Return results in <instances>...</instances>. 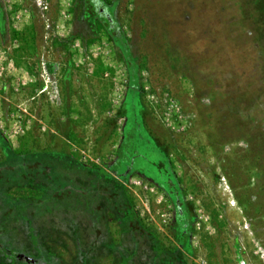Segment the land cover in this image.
I'll return each instance as SVG.
<instances>
[{"label": "rangeland", "instance_id": "1", "mask_svg": "<svg viewBox=\"0 0 264 264\" xmlns=\"http://www.w3.org/2000/svg\"><path fill=\"white\" fill-rule=\"evenodd\" d=\"M255 1L0 0V165L68 151L109 179L95 221L79 217L87 207L61 217L78 225L75 237L60 233L59 216L56 234L37 218V248L51 263L264 264ZM4 211L0 203V228L17 231ZM99 219L105 233L89 230ZM17 232L1 241L35 255L28 224ZM3 249L0 264H11ZM28 257L16 263L36 264Z\"/></svg>", "mask_w": 264, "mask_h": 264}, {"label": "flooded vegetation", "instance_id": "2", "mask_svg": "<svg viewBox=\"0 0 264 264\" xmlns=\"http://www.w3.org/2000/svg\"><path fill=\"white\" fill-rule=\"evenodd\" d=\"M27 1L29 2L32 0H27ZM57 69L59 70V68ZM52 76H50L51 86L52 85L58 86V83L60 81L59 82L56 81L55 78ZM61 80H62V76H61ZM46 90H43V93ZM55 100H57L56 97H55ZM62 154L64 155L63 158L59 159L62 161L70 157V155L75 159L77 157V156H73L68 151H64ZM78 159L79 161L82 162L80 158H77V160ZM27 163L30 168L29 180L19 183L18 187L19 188L21 187L22 189H26V190H33V191L26 193V197L23 201H16V203H14V204L19 205L21 209L18 210L14 208L10 203L5 204L4 202H1V201L0 203L4 204L5 206L4 212L13 213V215L11 214L12 215L11 218H12V224L16 225V228L14 230L17 229V231H19V224H24V223L28 224L27 235H28V238L32 241L33 239L37 240V232L35 228L36 226L34 225L37 222H40L37 218L44 219L43 229L45 233H51V234L55 233L56 234L58 232L57 231L58 227H56V225L52 221V219L54 218V214H55L59 216V218L61 219V221L64 223L66 227L65 230L60 229L61 231L60 233L69 234L70 232V234L74 235L75 237V232L79 231L78 225L76 224L74 225V223L70 221L75 226L74 227L73 225L70 224L68 220H63L62 218L67 219L73 213L80 214V213H77L80 207H83V208L87 207V212L85 214L82 213L83 216L80 215L79 217H81L83 220H87L89 217L94 220V218H92L91 215L96 214V216H99L101 213L100 210L98 211V209L97 210L95 209L96 207H98L97 202L101 199V197L106 198L105 201L106 200L109 201L108 198L109 196H111V193L104 191L101 188L100 180H97L96 176L94 175L92 176L91 174L86 175L84 170L80 171V169L78 168L75 169L76 171L74 172L76 173L73 174V176H71V180H69V179H62V177L59 178L57 174H53L51 170L53 167L52 164L49 165L48 167L47 165L39 161L27 162ZM46 169L48 171L46 172L44 176L43 171L45 172ZM66 170L71 172V170L73 169L66 167ZM57 172H59V168H57ZM56 179L60 181V183H54V180ZM36 180L38 181L40 180V184L38 186L41 188H37L32 185V183L33 182L35 183ZM86 181L88 183H86ZM102 191H104V193ZM55 192H58L57 194L59 196H53L52 193H55ZM46 196H49V197L52 196L53 198L47 199L45 198ZM38 197L39 199H37ZM53 208H58V209L53 210ZM49 219H51V222L49 221ZM4 221L5 220L3 219V224H4ZM93 225H95V228L91 227V229L89 228V230H93L95 232L98 230L99 234L102 231H103L102 233L106 232V227H105L106 224L104 223V221H101L100 219L98 220V223H95L92 221V226ZM6 228L7 227L5 226V224L2 225L0 228V246L4 248L3 255H7L10 257L11 264H17L16 261L18 260L16 259V256H20L22 259H26L25 258L26 256H30L28 258L33 259L34 263L36 264H54L48 260V257H47L48 254H45L44 250L37 248V246H35L34 243L33 245L35 246L34 247L35 255H26L22 252H17V251L7 248L5 244L1 241L3 238H5V235H4L5 231L7 232L8 236H11V235L15 236L17 233L19 234V232L13 231L12 233V231H9V229H6ZM76 229L77 231H75ZM22 256H25V257L23 258ZM52 258L53 257H51V259ZM59 263L60 262L58 261L57 264Z\"/></svg>", "mask_w": 264, "mask_h": 264}, {"label": "trees", "instance_id": "3", "mask_svg": "<svg viewBox=\"0 0 264 264\" xmlns=\"http://www.w3.org/2000/svg\"><path fill=\"white\" fill-rule=\"evenodd\" d=\"M255 2L257 4L254 3V6H258V10L261 13V14L259 13L260 18H262L264 20V0H256ZM23 159L24 158L16 157V155H15V156H12L10 159H8V161H7L8 163H6V164L3 163L0 165V201L4 202L5 204L10 203L14 208H16L18 210L21 209V207L17 204H14V203H16V201H23L26 197V193L33 191V190H26V189L21 188V191H19L17 193H10L9 192L11 188L14 189V188L18 187L19 183H22L26 180H29L30 168L28 166L27 161L23 160ZM41 159L42 160H40V161L38 160V161L42 162L43 164L47 165L48 167H49V165L52 164L53 167L51 170H52L53 174H57V176L59 178L62 177V179L71 180V176H73V174L76 173V172H74V171H76L75 169L78 168V169H80V171L84 170L86 175L91 174L92 176L93 175L96 176V179L100 180V185L103 182L102 178L109 180L108 176L106 174H104V172L101 169H99V167H95L94 165L90 166L89 164H85L81 161H77V159L73 158L71 155H70V157L64 159L63 161L59 160L60 158L54 159L52 156H48L47 154H46V156H44V158H41ZM28 162H34V161L31 159H28ZM54 162L55 163L56 162L61 163V165L65 168V170H66V167L72 168L73 170H71V172L66 170L67 176H64L65 174L57 172L58 167L55 164H53ZM8 166L13 167L14 170L7 171L8 169H6V168H8ZM47 171H48L47 169L45 170V172L43 171L44 176H45ZM10 180L15 181V182L19 180L20 182L18 181L19 182L18 184L13 185L14 183H11ZM6 182H9V187H8L9 190L4 189L6 187L5 186ZM54 183H60V181H58L56 179V180H54ZM86 183H88V182L86 181ZM57 193L58 192L52 193V195L53 196H59ZM11 194H13V195H11ZM45 198L52 199L53 197L52 196L51 197L46 196ZM37 199H39V197ZM36 241H37L36 239H33V241H32L35 244V246H37ZM2 251L4 252V249Z\"/></svg>", "mask_w": 264, "mask_h": 264}, {"label": "crops", "instance_id": "4", "mask_svg": "<svg viewBox=\"0 0 264 264\" xmlns=\"http://www.w3.org/2000/svg\"><path fill=\"white\" fill-rule=\"evenodd\" d=\"M65 74H62V80H60V82L58 83V84H60L61 82H64L65 81ZM60 98V99H59ZM57 100H58V102H57V100H56V106H61V104H62V102H63V98L61 99V95H60V97H59ZM51 104H52V102H51Z\"/></svg>", "mask_w": 264, "mask_h": 264}, {"label": "built area", "instance_id": "5", "mask_svg": "<svg viewBox=\"0 0 264 264\" xmlns=\"http://www.w3.org/2000/svg\"><path fill=\"white\" fill-rule=\"evenodd\" d=\"M47 78H48V76H47ZM48 82L50 83L49 78H48ZM55 84H56V82H55Z\"/></svg>", "mask_w": 264, "mask_h": 264}]
</instances>
